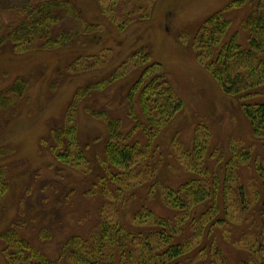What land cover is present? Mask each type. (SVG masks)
<instances>
[{
	"label": "rangeland",
	"instance_id": "374dc122",
	"mask_svg": "<svg viewBox=\"0 0 264 264\" xmlns=\"http://www.w3.org/2000/svg\"><path fill=\"white\" fill-rule=\"evenodd\" d=\"M232 1L73 0L84 19L76 25L77 30L85 31L89 23L95 27L90 33L76 35L68 46L46 50L18 51L10 42L0 47V92L9 93L18 78L28 83L12 107L0 109V148L12 149L0 157V167L5 169L9 183L1 201L0 234L12 225L54 258L58 245L72 235H80L90 244L98 241L104 206V213L112 214L111 222L120 217L127 226L128 240L133 239L129 242L131 248L140 258V246L151 226L148 221L134 220L132 210L147 204L155 214L174 218L175 211L165 204L161 194L167 188L177 190L189 179L201 178L219 184L221 208L216 216L224 221L210 232L207 222L205 235L195 242L192 251L174 260L175 264L264 263V137L253 133L240 97L223 92L195 51L196 37L204 22ZM247 12L248 8L226 12L232 21L227 36L238 33L244 44L247 34L241 22ZM9 17L13 19L10 14L3 15L8 23ZM142 47L151 53L152 62L162 64L183 107L152 140L149 173L126 190L120 201H115L93 191L98 186V182L93 184L96 177L106 173L102 162L108 127L104 118L92 116L85 105L119 118L123 133L132 131L137 121L129 116L124 97L143 67L134 66L133 61L126 67L120 65ZM116 72L120 75L116 80L102 91H92L73 112L71 124L82 145H88L85 166L78 169L58 161L50 149L51 130L65 125V115L77 90L109 79ZM261 91L264 100V89ZM138 109L136 106L140 114ZM198 134L206 150L197 161L203 164L196 169L190 161ZM132 135L142 144L148 141L142 128ZM245 152L247 160L238 157ZM229 170L238 175L245 187L249 206L245 211L229 206L226 213L222 194ZM228 196L232 202L235 195ZM234 202L238 203L237 199ZM210 207L198 205L195 216ZM195 228L187 222L182 230L189 234ZM44 230L50 238L40 234ZM137 246L141 250L136 252ZM114 247L115 244L110 248L113 252ZM4 248L5 242L0 238V264H8ZM129 249L125 247L126 253ZM108 250L109 246L105 251Z\"/></svg>",
	"mask_w": 264,
	"mask_h": 264
},
{
	"label": "trees",
	"instance_id": "16d2710c",
	"mask_svg": "<svg viewBox=\"0 0 264 264\" xmlns=\"http://www.w3.org/2000/svg\"><path fill=\"white\" fill-rule=\"evenodd\" d=\"M242 8H248L241 22L247 34L245 44L239 40L238 33L232 37L227 36L232 21L226 17V12L230 9ZM4 14L12 15L13 19L9 17L8 23L3 19ZM83 20L73 0H41L38 3H34L33 0H0V47L7 42L12 43L18 51L68 46L76 35L82 32L90 33L95 28L93 24L88 23L85 31L79 32L77 27L83 23ZM195 51L201 63L219 82L223 92L240 97L253 133L264 137V100L261 96V89H264V0H234L227 8L215 12L199 30ZM77 61L73 62V65ZM132 61L134 66L143 68L124 97L129 116L137 121L131 132L127 134L122 132L119 118L108 115L105 110L92 108L90 104L85 105L86 111L92 116L104 118L108 127L102 162L106 173L96 177L93 184L95 186L98 182V186L93 191L102 192L105 197L110 196L116 199L115 201H120L126 190L140 182L146 176V172L149 173L148 167L153 156L152 140L160 132L161 126L168 123L183 107L182 100L174 94L169 85V78L162 64L152 62V55L146 48L142 47L134 51L120 67H126ZM119 76L116 72L109 79L88 84L77 90L65 115V125L51 130L50 149L58 161L78 169L85 166L87 162L85 149L88 145H82L77 137L76 127L72 125L73 112L88 95H91L92 91H102ZM27 85L26 79L18 78L9 93L0 92V109L12 107L17 97L23 96ZM136 106L140 114L137 113ZM147 126H150V129ZM140 128L148 137L146 144H142L140 139H134L132 135ZM195 142L194 156L191 153L189 155L193 156V160L190 161L191 167L198 169L203 162L198 164L197 161L203 158L206 146L201 145L199 134ZM11 152V148L3 146L0 148V157ZM247 155V152L240 153L238 157L242 156L247 160ZM204 169L200 168L201 173ZM225 177L222 199L226 213L229 211V206H238L245 211L249 206L243 183L233 171H226ZM8 189L5 169L0 167V208ZM218 189L219 184L215 180L204 181L201 178L189 179L177 190L167 188L161 195L165 204L177 211L176 215L174 212V218L155 214L146 206L147 204L132 210L134 220L148 221V225L151 226L140 246L141 259L135 256V250L131 248L129 242L133 239L128 240L127 226L122 223L120 217L119 220L115 219V222H111L109 217L112 214H105L104 206L101 210L103 217L99 222L98 241L90 244L82 236L72 235L58 245L54 258L37 248L12 225L0 234V238L5 242L4 253L8 258V264H130L131 262L175 264L174 260L192 251L195 242L205 235L204 225L207 222L210 224L208 227L210 232L218 223L224 221L216 216L221 208ZM232 194L235 195L234 199L229 202L231 196L228 195ZM235 199L238 201L236 204ZM203 204L211 205L209 211L205 210L199 216H195L197 206ZM117 210L113 212L114 216ZM261 211L264 222V203ZM187 222L190 228L196 225L195 230L189 234L182 230ZM45 231L47 232V230L40 231V234L46 239L50 238L44 233ZM114 235L116 242L113 239ZM112 243L116 245L117 249L114 247V251L117 250V253L110 249ZM108 246L109 250L105 251ZM126 246L130 247L128 253L125 250ZM140 247L137 246L136 252L141 250Z\"/></svg>",
	"mask_w": 264,
	"mask_h": 264
}]
</instances>
